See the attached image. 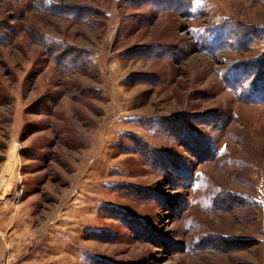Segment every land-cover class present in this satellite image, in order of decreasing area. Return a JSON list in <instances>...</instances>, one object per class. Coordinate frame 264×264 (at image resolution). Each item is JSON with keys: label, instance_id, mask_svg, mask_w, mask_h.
<instances>
[{"label": "rangeland", "instance_id": "374dc122", "mask_svg": "<svg viewBox=\"0 0 264 264\" xmlns=\"http://www.w3.org/2000/svg\"><path fill=\"white\" fill-rule=\"evenodd\" d=\"M260 58L264 0H0V264H264Z\"/></svg>", "mask_w": 264, "mask_h": 264}, {"label": "trees", "instance_id": "16d2710c", "mask_svg": "<svg viewBox=\"0 0 264 264\" xmlns=\"http://www.w3.org/2000/svg\"><path fill=\"white\" fill-rule=\"evenodd\" d=\"M175 4L177 3L174 2V3H170L169 5L172 6ZM71 9H75V8L71 7ZM88 11H90V9ZM72 13H74V16L76 17L82 16V14L77 13L75 11H72ZM237 30H239V33H237ZM237 30L232 29L228 32L229 34L228 37H226V39L224 40L225 43L224 45H227L228 43L231 42L233 46L240 47V46L249 45V43H251V39L249 38V36H247L246 33L241 31L240 27ZM234 32H236L239 35H237L236 33L234 34ZM252 37H254V34H252ZM210 46H213V44ZM233 73L240 74L239 75L240 78L236 79L235 83H232L233 87L235 85V87L238 88L245 84L242 91L243 92L246 91V93L243 94H247L250 97L252 96L264 100V58H260L259 60L256 61L238 64L233 69ZM205 146H207L206 143L202 142L201 148L199 149V151H197L198 154L194 155L200 161H204L208 157L207 148Z\"/></svg>", "mask_w": 264, "mask_h": 264}, {"label": "built area", "instance_id": "2783aa9c", "mask_svg": "<svg viewBox=\"0 0 264 264\" xmlns=\"http://www.w3.org/2000/svg\"><path fill=\"white\" fill-rule=\"evenodd\" d=\"M7 259H9V258H7Z\"/></svg>", "mask_w": 264, "mask_h": 264}]
</instances>
